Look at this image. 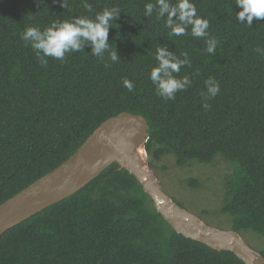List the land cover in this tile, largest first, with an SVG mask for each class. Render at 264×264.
I'll return each mask as SVG.
<instances>
[{
    "label": "trees",
    "instance_id": "trees-1",
    "mask_svg": "<svg viewBox=\"0 0 264 264\" xmlns=\"http://www.w3.org/2000/svg\"><path fill=\"white\" fill-rule=\"evenodd\" d=\"M148 2L155 0H88L92 12H86L81 0H67V8L60 0H0V204L66 160L107 118L140 114L148 126L149 169L168 155L178 168L217 157L228 165L217 212L243 239L248 232L263 237L262 247L250 246L264 257V55L255 51L264 50V19L248 27L236 19V0H192L218 41L208 54L207 37L191 36L190 28L186 36H170L155 10L144 16ZM105 7L121 11L119 27L108 32L118 62L85 46L63 62L47 57L42 66L21 39L29 26L43 30ZM160 46L190 60L174 75H187L191 85L174 100L158 96L149 78ZM209 77L220 85L215 97L207 94ZM185 184L200 183L187 177ZM0 264L245 263L177 232L136 177L114 162L76 193L4 232Z\"/></svg>",
    "mask_w": 264,
    "mask_h": 264
},
{
    "label": "water",
    "instance_id": "water-1",
    "mask_svg": "<svg viewBox=\"0 0 264 264\" xmlns=\"http://www.w3.org/2000/svg\"><path fill=\"white\" fill-rule=\"evenodd\" d=\"M147 129V121L140 114L120 112L104 120L66 160L0 204V236L76 193L116 162L136 177L156 210L177 232L213 249L229 250L245 264H264L262 254L238 232L210 228L168 199L155 176L141 161V156H146L143 143L147 139Z\"/></svg>",
    "mask_w": 264,
    "mask_h": 264
},
{
    "label": "clouds",
    "instance_id": "clouds-1",
    "mask_svg": "<svg viewBox=\"0 0 264 264\" xmlns=\"http://www.w3.org/2000/svg\"><path fill=\"white\" fill-rule=\"evenodd\" d=\"M61 7L67 8V0H60ZM86 12H92V6L88 0H81ZM239 11L236 19L239 23L248 27L252 26L253 19H264V0H236ZM155 10L157 20L164 17V27L169 30L170 36H186L190 34L195 38H206L208 54H215L218 41L209 36L210 22L198 15L197 8L192 0H155L144 5V16H152ZM120 9L117 7H105L93 16H76L71 20H54L41 30L36 26L27 27L21 39L35 52L42 66L47 65V57H52L63 62L65 55L72 52L84 51V47L90 48V53L103 60L105 53L112 62L120 61L116 54L115 46L109 43L108 32L110 28H118L114 23L118 19ZM166 14V15H165ZM175 17V19H173ZM114 25L116 27H114ZM256 52L264 55V50L257 47ZM157 65L150 71L149 78L156 88L157 95L166 100H174L178 91H184L191 85L190 78L185 75L177 78L183 66H190L187 53L183 59L177 57L174 52H169L166 46L158 47L155 54ZM105 67H110L105 64ZM128 91L134 90V84L125 78L122 81ZM207 94L215 97L220 92V85L213 77L205 81ZM207 109L209 105L203 104Z\"/></svg>",
    "mask_w": 264,
    "mask_h": 264
},
{
    "label": "rangeland",
    "instance_id": "rangeland-1",
    "mask_svg": "<svg viewBox=\"0 0 264 264\" xmlns=\"http://www.w3.org/2000/svg\"><path fill=\"white\" fill-rule=\"evenodd\" d=\"M144 163L147 159L144 155ZM228 165L219 157L212 164H194L178 168L174 165L172 156H165L156 163V168L150 169L160 188L172 202L176 198L185 205V210L191 212L210 227L229 229L228 218L219 214L223 176L229 172ZM187 177L199 180V186L192 188L185 184ZM254 233L248 232L245 241L256 248L262 247V239Z\"/></svg>",
    "mask_w": 264,
    "mask_h": 264
},
{
    "label": "bare ground",
    "instance_id": "bare-ground-1",
    "mask_svg": "<svg viewBox=\"0 0 264 264\" xmlns=\"http://www.w3.org/2000/svg\"><path fill=\"white\" fill-rule=\"evenodd\" d=\"M141 161H142L144 167H146V166H145V163H144V157H143V155L141 156ZM183 230H184V231H189V229H187V228H183Z\"/></svg>",
    "mask_w": 264,
    "mask_h": 264
}]
</instances>
